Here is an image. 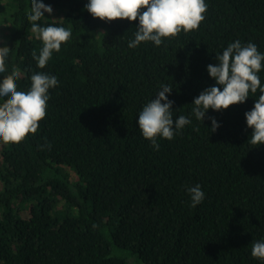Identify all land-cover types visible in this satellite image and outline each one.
Wrapping results in <instances>:
<instances>
[{"label":"trees","instance_id":"trees-1","mask_svg":"<svg viewBox=\"0 0 264 264\" xmlns=\"http://www.w3.org/2000/svg\"><path fill=\"white\" fill-rule=\"evenodd\" d=\"M42 2L67 11L37 23L72 37L40 69L32 0H0V46L10 48L0 81L13 69L21 91L34 72L58 79L37 133L0 142V264H264L251 255L264 240V145L248 143L245 116L261 93L209 109L204 121L192 111L216 85L207 66L230 43L264 54V0H206L198 30L135 48L138 20L93 18L88 0ZM258 75L264 86V69ZM163 86L173 88V119L191 124L172 140L157 137L156 150L137 121ZM209 117L221 125L215 132ZM197 184L205 198L192 207Z\"/></svg>","mask_w":264,"mask_h":264},{"label":"clouds","instance_id":"clouds-1","mask_svg":"<svg viewBox=\"0 0 264 264\" xmlns=\"http://www.w3.org/2000/svg\"><path fill=\"white\" fill-rule=\"evenodd\" d=\"M32 12L28 19L32 32L42 41L39 55H32L37 66L43 69L52 58L53 52H59L63 43L72 37L70 28L64 26H41L37 21L51 14L53 9L42 0H32ZM86 10L102 21L116 20L139 21L135 39L129 42L135 48L141 42H153L160 46L165 38H174L181 31L187 33L198 30L206 19L208 5L206 0H88ZM10 48L0 46V74L7 71ZM218 63L207 66L208 73L215 79L216 85L204 89L194 99L193 114L198 120H205L209 109L227 110L230 106L242 104L251 94L261 93L252 110L245 113L247 125L253 129L248 143L264 145V86L258 73L264 69V54L258 51L255 43L242 44L239 40L230 43L217 54ZM19 72L15 69L0 81V142L19 144L29 134L38 131L39 123L46 118L49 90L58 85V79L46 72H34L30 88L18 90L16 83ZM221 86L222 89L221 90ZM173 91L170 86H163L156 97L148 102L138 115V126L145 139L152 142L159 150L157 137L172 140L176 132L191 124V120L183 115L173 119L174 101L168 99ZM211 130L215 132L221 125L214 117ZM192 207L202 203L205 193L199 184L189 187ZM251 255L264 260V240L252 243Z\"/></svg>","mask_w":264,"mask_h":264},{"label":"rangeland","instance_id":"rangeland-1","mask_svg":"<svg viewBox=\"0 0 264 264\" xmlns=\"http://www.w3.org/2000/svg\"><path fill=\"white\" fill-rule=\"evenodd\" d=\"M43 3H44V2H43ZM45 4H46V5H49V6L52 7L53 12H52L51 14H49V13H47V12H45V13H46L48 16H50L53 20H61L62 18H64V14H65V12H66L67 10H65V11L63 12V11H60L58 8L52 6V5L48 4V3H45ZM71 179H72L73 182L76 181V179H77L76 175H75L73 172H71ZM0 187H1V184H0ZM19 205H20L21 215H22L23 217H27L28 214H29V212H28L29 204L24 203L23 205H21V204H19ZM61 205H62V204H60V206H61ZM131 259H132V258H131Z\"/></svg>","mask_w":264,"mask_h":264}]
</instances>
